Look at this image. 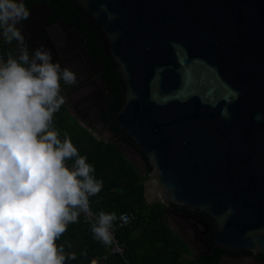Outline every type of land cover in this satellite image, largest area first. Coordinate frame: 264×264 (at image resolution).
Listing matches in <instances>:
<instances>
[{
	"label": "water",
	"instance_id": "water-1",
	"mask_svg": "<svg viewBox=\"0 0 264 264\" xmlns=\"http://www.w3.org/2000/svg\"><path fill=\"white\" fill-rule=\"evenodd\" d=\"M63 1L118 77L122 101L107 127L120 134L105 142L126 138L147 158L144 198L153 180L168 224L195 222V256H264V0ZM59 41L46 47L66 68L71 49Z\"/></svg>",
	"mask_w": 264,
	"mask_h": 264
},
{
	"label": "clouds",
	"instance_id": "clouds-1",
	"mask_svg": "<svg viewBox=\"0 0 264 264\" xmlns=\"http://www.w3.org/2000/svg\"><path fill=\"white\" fill-rule=\"evenodd\" d=\"M29 16L25 0H0V35L17 43L16 55L0 57V264H68L75 254L57 244L68 225L83 214L94 238L112 245L117 215L90 208L103 181L53 123L66 103L61 82L75 84L76 74L45 45L29 49L18 27Z\"/></svg>",
	"mask_w": 264,
	"mask_h": 264
},
{
	"label": "trees",
	"instance_id": "trees-1",
	"mask_svg": "<svg viewBox=\"0 0 264 264\" xmlns=\"http://www.w3.org/2000/svg\"><path fill=\"white\" fill-rule=\"evenodd\" d=\"M38 2H45L52 9L54 14L52 20L63 19L77 27L88 40L94 58L102 63L104 68L102 78L111 92L106 112L101 115L103 122L107 124L108 116L121 104L122 89L118 77L101 51V41L96 32L69 3L63 0H25L30 11L33 4ZM2 47L4 52V42ZM56 120L60 122L59 126L55 127L61 133L60 138L63 139V133L67 132L79 154L86 156L87 163L94 166L95 177L103 181L101 192L89 197L92 212L94 214L100 211L115 212L117 217L121 213H137V220L134 223L117 232V240L124 247L122 256L110 255L111 245L106 246L95 239L91 231V222H86L80 215L78 222L69 224L67 231L57 241L58 245L65 246L66 254H75L76 258L69 260L68 264H88L92 259H97L98 264H220L223 251L210 248L208 254L193 255V251L183 239L171 230L160 204L146 202L144 182L152 172V167L147 158L141 155L146 176L139 173L138 168L117 145L118 142H122L133 148L126 138L117 139L115 142L96 140L91 132L76 122L68 123L60 117ZM109 128L115 137L120 134L118 129L111 126ZM74 159L66 161V164L70 166ZM172 207L176 209L174 205ZM240 255L254 256L257 264H264L263 255H253L249 252Z\"/></svg>",
	"mask_w": 264,
	"mask_h": 264
},
{
	"label": "flooded vegetation",
	"instance_id": "flooded-vegetation-1",
	"mask_svg": "<svg viewBox=\"0 0 264 264\" xmlns=\"http://www.w3.org/2000/svg\"><path fill=\"white\" fill-rule=\"evenodd\" d=\"M53 15L52 9L45 2L34 3L29 18L23 21L27 26V30H29V32L21 30L25 42L31 49L32 44L29 40L32 36H35V45L39 43L38 46L40 44L45 45L43 42L47 44V39L55 43H60L61 37L67 40L71 49L68 56L72 57V59L66 65V68L71 69L76 74V83L70 86L66 101L76 116L87 121L96 130H100L102 134L110 135L113 139V132L107 127V124L103 126L101 123V115L106 112L111 96V92L107 91L108 87L102 78L104 71L102 63L94 58L88 40L77 27L63 19L52 20ZM61 48L62 52H66L67 49L65 47L61 45ZM78 54L82 57L85 65L78 59ZM171 221L177 231L184 234L188 242L193 244L197 252L204 251L199 242V234L195 231V222L193 220L173 217ZM197 227L202 230L199 225ZM195 247H200L202 251H198ZM242 257H251L255 261L254 264L258 263L254 256H225L223 259H238Z\"/></svg>",
	"mask_w": 264,
	"mask_h": 264
},
{
	"label": "crops",
	"instance_id": "crops-1",
	"mask_svg": "<svg viewBox=\"0 0 264 264\" xmlns=\"http://www.w3.org/2000/svg\"><path fill=\"white\" fill-rule=\"evenodd\" d=\"M18 27L22 30V24L18 25ZM2 41L4 42L3 37H2ZM43 43H45V46H47L46 45V42H43ZM16 48H17L16 41H13L12 44H10V45L9 44H6L4 42V52H5L6 56H7V53L10 50L13 52L14 55H16L17 54L16 53ZM5 54H4V56H5ZM70 86L71 85H66V87L68 89L70 88ZM66 96H68L67 93L65 95V98H66ZM58 117L62 118L65 122L67 121L68 123H70L72 121L73 122H76L77 124H79L80 126H82L83 128H85L88 132H91L92 133V137L94 139H96V140H101V141H104L105 142L106 140H111L112 139V137L110 135H104V134H102L100 130H96L87 121H84L80 117L76 116L75 113H74V111L68 105V102L67 101H66V103L64 105L61 106V108L53 116V123H54V126L55 127H58L59 126V123H60V122H58L56 120V118H58ZM94 131L97 132L98 135H95L93 133ZM117 145H118L119 149L125 154V156L138 168L139 173L142 175V172L143 171H141L142 169H140L139 164L135 161L136 160V156L133 154V151L130 150V149H128V148L127 149H123L125 147L120 142H118ZM169 226H170L171 230L173 229L175 235L181 237L188 247H190L191 249L195 250L193 247L190 246V243L186 239L185 235L182 234L181 232L177 231L175 228L172 227L171 222H170V225Z\"/></svg>",
	"mask_w": 264,
	"mask_h": 264
},
{
	"label": "built area",
	"instance_id": "built-area-1",
	"mask_svg": "<svg viewBox=\"0 0 264 264\" xmlns=\"http://www.w3.org/2000/svg\"><path fill=\"white\" fill-rule=\"evenodd\" d=\"M2 42H3L2 41V37L0 35V57H3L5 59L4 52H3V47H2ZM149 175H151V173ZM149 175H148V177H149ZM144 176H146L145 173H144ZM153 183H154L153 180H150V181L146 182L147 188L150 189L151 192L154 191V190L153 191L151 190V186H152ZM146 192H147V190H146ZM145 198H146L145 200H146V202L148 204L153 202V201H151V199H148L146 196H145ZM122 214H126L127 215V217H128L127 222H125V221L120 219V216ZM81 217L85 218L83 214H81ZM136 220H137V213L136 212H127V213H121L120 215H118L117 220L113 224L114 242H113V244L110 247V255H119V256L123 255L124 247L117 240V232H118L119 229L126 228V227L130 226ZM103 259H105V257H103ZM88 264H91V262H89Z\"/></svg>",
	"mask_w": 264,
	"mask_h": 264
},
{
	"label": "rangeland",
	"instance_id": "rangeland-1",
	"mask_svg": "<svg viewBox=\"0 0 264 264\" xmlns=\"http://www.w3.org/2000/svg\"><path fill=\"white\" fill-rule=\"evenodd\" d=\"M1 37H2V35H1ZM121 144H123V146L125 147V148H123V149H130V150H132L133 151V154L136 156V162L139 164V167H140V169H142L141 171H143L142 172V176H144V166H143V161H142V159H141V156L137 153V152H135L134 151V149L132 148V147H130V146H128V145H126V144H124V143H122V142H120ZM125 151V150H124ZM153 191V190H152ZM148 192H151L150 191V189H148L147 188V192H146V197L148 198V199H151V201H155V200H157L158 199V196L157 195H155V192L153 191V192H151V194H152V196L150 195H147V193ZM171 222V225H172V227L173 228H175V225L173 224V222L172 221H170ZM176 229V228H175ZM177 230V229H176ZM198 251H202V250H200L201 248L200 247H195ZM195 251V250H194ZM196 252V251H195ZM255 263V261H254V259H252L251 257H242V258H224V259H222L221 260V262H220V264H254Z\"/></svg>",
	"mask_w": 264,
	"mask_h": 264
},
{
	"label": "bare ground",
	"instance_id": "bare-ground-1",
	"mask_svg": "<svg viewBox=\"0 0 264 264\" xmlns=\"http://www.w3.org/2000/svg\"><path fill=\"white\" fill-rule=\"evenodd\" d=\"M151 190H154L155 195H157V191H156V189H155V184H154V183H153L152 186H151ZM147 195H149V196L151 195V196H152V194H151L150 192H148Z\"/></svg>",
	"mask_w": 264,
	"mask_h": 264
}]
</instances>
